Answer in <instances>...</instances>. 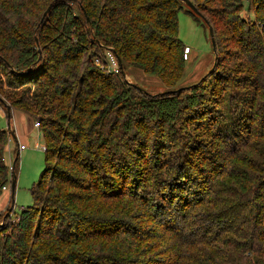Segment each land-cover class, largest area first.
Returning a JSON list of instances; mask_svg holds the SVG:
<instances>
[{
  "label": "trees",
  "instance_id": "obj_1",
  "mask_svg": "<svg viewBox=\"0 0 264 264\" xmlns=\"http://www.w3.org/2000/svg\"><path fill=\"white\" fill-rule=\"evenodd\" d=\"M192 1L214 29L218 57L210 75L215 73L226 85L256 88L257 82L250 81L264 75V0H250L255 18L245 10L246 0ZM185 6L182 0H0V104L7 116L5 106L10 107L11 119L14 106L37 117L46 142V166L31 189L34 204L19 212L15 224L19 232L10 227L14 233L0 236V264H17L19 256L26 259L28 243L45 235L54 246L62 239L67 241L70 235L66 238L57 228L58 219L74 228L73 236L84 242L90 241V233H105L95 217H89L90 199L96 195L109 206L125 198L133 204L142 202L151 210L148 195L140 192V185L148 180L145 171L140 176L135 170L129 181L125 166L129 158L137 156L127 142L119 140L120 131L130 134L137 126H154L168 132L189 109L200 114L206 103L203 82L152 95L128 82L122 71H109L107 51L115 50L125 70L138 68L158 77L163 85L175 87L187 61L183 58L186 44L179 37V13ZM187 12L200 18L190 8ZM96 59L101 64L94 62ZM236 61L250 66L244 65L250 74L247 80L229 74L234 68L227 65ZM84 62L88 66L82 72ZM31 86L38 89L31 93ZM258 94L234 98L242 104L241 110L230 116L231 130L240 133L243 128L242 132L261 140L241 137V144L247 142L238 153L233 175L227 168L235 163L228 151L230 141L216 136L222 153L218 157L223 163L220 173L228 176L230 183L212 176L197 177L193 171L173 166L169 182L159 185L167 192L162 193L166 204L156 211L163 224L151 215L153 222L157 221L151 235L159 238L156 256L147 246L143 252L139 244L125 243L123 236L139 242L144 238L139 230L118 229L126 219L139 218L128 210L121 215L120 226L109 224L110 230L106 229L112 243L104 255H84L77 248L63 255L32 252L29 264H264V110ZM46 108L55 116H38ZM258 118L261 127L257 129L253 121ZM8 143L9 132L0 127V195L11 179L6 161ZM200 144L193 150L201 151ZM54 155L59 160L56 166L50 164ZM18 160L19 154L15 171ZM39 200L44 201L41 206ZM75 211L85 216L79 217ZM74 215L79 222H72L78 221L71 220ZM36 220L44 226L43 235L32 234ZM4 230L0 228L1 233Z\"/></svg>",
  "mask_w": 264,
  "mask_h": 264
},
{
  "label": "rangeland",
  "instance_id": "obj_2",
  "mask_svg": "<svg viewBox=\"0 0 264 264\" xmlns=\"http://www.w3.org/2000/svg\"><path fill=\"white\" fill-rule=\"evenodd\" d=\"M249 2V3H248ZM189 7L186 5L185 9L179 13V37L180 39L191 48L190 58L185 61V70L183 75L175 87H167L161 83L158 77L146 74L142 70L135 67L126 68V80L130 83L135 84L136 86L141 87L146 92L152 95L162 94L170 90H184L193 85L200 84L203 82V92L204 101L206 102L204 107H201L202 112L200 114L189 109L186 111L183 119L178 121L171 130L167 132V129H164L162 132L157 127H152L151 129H143L141 127H136V129L130 134L126 133L124 130H121L120 135L122 138V143L127 142L133 150V156H137V159L131 160L128 162L126 169L129 175V181L132 179L133 173L140 171H145V174L148 176V180H144L140 185V192H144L148 195L150 203L152 204L151 210L147 206L143 205L142 202L138 204H133L130 200L127 199H117L112 201L110 206L107 205L103 198L99 195H96L94 199H90V214L89 217H95V221L101 224L100 231L105 233L93 234L90 233V241L84 242L81 237H74L73 232L76 233L75 229H69L66 222H61V219L56 221L57 228H60L66 238L70 235V238L65 241H57L55 246H59L60 250L63 249V253L60 250H57L50 236L45 235L43 239L32 240L28 243L26 249V259L19 256V261L17 264H29L28 255L32 252L39 253L38 255L44 256L43 252L54 253L57 255H63L66 252L71 251L72 249H78L84 255L91 256L95 254L96 256L104 255L107 253L111 246V240H107L106 234L110 230L111 225L109 224H118L120 226L118 229H129L140 232L144 237L140 242V239H134L133 237L119 236L116 239L126 238L125 243L132 242V244H139V248L145 250L147 246L153 256H156L158 253V244L159 238H152V228L155 226L157 221L153 222L152 216L156 217L159 221V224H163L161 220V213H156L160 206L165 205V197L162 193L167 192L166 187H162L168 181L169 173L173 172V166L179 168L181 166L184 171H193L194 175L199 177V175L212 176L218 181L229 182L228 176L226 177L222 171L223 163L218 161L221 151L218 149L217 141L220 138L227 137L229 140L228 151L230 153V159L235 161L233 166H228L229 171L232 172L234 167L236 168V160H238V153L242 151L245 147L240 143L241 137H246L249 141L254 142L255 139L261 140L260 137H254L251 133L242 132V129L239 130L240 133L231 130L228 122L230 121V116L236 115L240 110V105L238 103L236 96H246L250 93L259 92L257 98L259 103L262 105L264 110V75L254 76L250 82L256 81L257 87L253 88L252 85H241L238 86L235 84H228L224 81L218 80L215 73L210 75L216 64L218 53L214 51L213 44L211 41L210 30L208 24L203 19H196L193 15L187 12ZM245 10L252 18H255L254 6L250 0L245 1ZM234 48V46H232ZM225 50V48L223 49ZM89 58L88 55L84 58ZM83 60V61H84ZM96 59L94 62H97ZM241 62V63H240ZM246 65L244 61H236L235 65H227V68H234L233 71L229 72L230 75L236 76V78L244 77L247 80L250 77V74L246 71ZM85 66L81 65V70L83 72ZM210 75V76H209ZM256 75V73H254ZM246 83V81H243ZM27 88V87H24ZM31 93H34L36 87L31 86ZM104 92H111L105 90ZM202 92V93H203ZM97 98V96H95ZM101 99V98H100ZM102 102V101H101ZM100 102V103H101ZM105 104V103H104ZM104 104H101L103 106ZM51 106V105H49ZM52 109L46 108L42 115L38 116H51L54 117L55 113L51 112ZM12 115L14 116L13 120L11 119V128H9L7 113L4 108V112L0 113V127L6 129L9 132V139L11 142L8 143L6 150V160L9 163L11 179L8 186V193L11 194L10 201L7 199V194L3 190L0 195V228H5L0 236L4 234H11L19 232L15 228V224L18 221L19 212L23 208H27L34 204V197L32 194L33 185L39 180L41 172L46 166V154L45 149L37 148V144L42 147H46V142L42 127L36 128L34 125L37 122V117L28 115L20 107L14 106L12 109ZM259 118L253 121V127L259 128ZM249 122V121H246ZM16 132L15 137H13L12 130ZM67 131L69 129L67 128ZM260 132V131H259ZM258 132V133H259ZM235 136V137H234ZM236 138V140H235ZM198 141V142H197ZM204 143V147L200 144ZM212 142V144H211ZM199 143L202 146L201 151L193 150V146ZM215 143V144H214ZM26 145V149L20 152L19 160L16 163V190L14 194V200L12 199L11 192V180H12V169L14 161L17 155V150L20 145ZM216 149V151H214ZM238 150V151H237ZM15 151V154L12 155ZM56 155L59 151L55 149ZM197 153V154H196ZM219 153V154H218ZM59 154V152H58ZM54 155L51 160V165H58L59 160L57 156ZM62 155V154H61ZM184 157V160L181 162L180 158ZM126 161V160H125ZM216 162V165H213ZM127 163V162H126ZM130 166H133L130 168ZM136 170V171H135ZM192 172V173H193ZM135 175V174H134ZM233 175V172H232ZM146 178V177H145ZM164 180V182H162ZM169 182V181H168ZM162 185V186H159ZM105 186V185H104ZM205 188V185L202 186ZM107 190H110V186H105ZM143 188V189H142ZM125 192L128 193L129 190L125 189ZM45 195V194H44ZM202 195H205V190L202 191ZM126 197V196H125ZM127 198V197H126ZM44 201H37L38 206H41ZM105 203V204H104ZM161 204V205H160ZM133 211V213L139 218L135 217L132 219H126L124 224L120 223L121 215L125 214V211ZM75 213L81 217L85 216L78 211ZM95 213V214H94ZM94 214V215H93ZM157 216L160 218H157ZM76 215L73 216L71 220L78 219ZM124 218V217H123ZM94 219V218H93ZM41 220V219H40ZM130 220V221H129ZM39 221V219H38ZM37 222L36 227L33 228L32 234L43 235L44 226H41L40 222ZM71 221L68 222V224ZM130 223H133L130 224ZM13 227V229H10ZM41 227V229H40ZM108 229V230H106ZM66 234V235H65ZM72 234V235H71ZM64 238V237H62ZM60 240L61 238H57ZM110 243V244H109ZM116 249L124 250L117 246ZM136 253L137 251H133ZM141 255V254H140ZM140 257V256H137Z\"/></svg>",
  "mask_w": 264,
  "mask_h": 264
},
{
  "label": "water",
  "instance_id": "obj_3",
  "mask_svg": "<svg viewBox=\"0 0 264 264\" xmlns=\"http://www.w3.org/2000/svg\"><path fill=\"white\" fill-rule=\"evenodd\" d=\"M189 8L190 10L196 14L197 16H199L201 19H203L206 24H208L209 26V30H210V36H211V41H212V44H213V48H214V51L216 52V39H215V34H214V29L213 27L209 24L208 20L206 19V17L201 13V11L197 8L196 4L192 1V0H182ZM52 4H50L48 6V8L46 9V11L44 12L42 18H41V21L39 23V26L43 23L45 17L47 16V14L49 13V11L51 10L52 8ZM108 49H111L114 53H115V50L112 49V48H108ZM117 56V59L119 61V64L121 66V69H122V75L126 78V71L124 69V65L122 63V60L121 58ZM139 87V86H137ZM141 90L145 91L144 89H142L141 87H139ZM177 91H180V89L178 90H170V91H167L165 93H170V92H177ZM7 108V112H8V124H9V128H11V114H10V107L9 106H5ZM12 130V129H11ZM13 136H15V133L14 131L12 130V133H11ZM16 181H17V176H16V173H15V161H14V165H13V171H12V180H11V192H12V199L14 200V194H15V190H16Z\"/></svg>",
  "mask_w": 264,
  "mask_h": 264
},
{
  "label": "built area",
  "instance_id": "obj_4",
  "mask_svg": "<svg viewBox=\"0 0 264 264\" xmlns=\"http://www.w3.org/2000/svg\"><path fill=\"white\" fill-rule=\"evenodd\" d=\"M190 53H191V48H190V46L186 45V47L184 49L183 58L185 60H188L190 58ZM97 63L101 64L100 61H97ZM106 67L109 71H112L115 73H121V71H122L121 66L119 64V61L111 49L107 51ZM1 112H4V107L0 104V113ZM34 126L39 128L40 123L37 121ZM26 147H27L26 145L22 144L19 146V149L24 150V149H26ZM37 148H42V149L44 148L46 150L45 146L42 147L39 144H37ZM11 169L13 170V166L11 167ZM7 189H8L7 185L3 187V190H7Z\"/></svg>",
  "mask_w": 264,
  "mask_h": 264
},
{
  "label": "crops",
  "instance_id": "obj_5",
  "mask_svg": "<svg viewBox=\"0 0 264 264\" xmlns=\"http://www.w3.org/2000/svg\"><path fill=\"white\" fill-rule=\"evenodd\" d=\"M13 118H14V116H13ZM13 118H12V120H13ZM37 128V127H36ZM14 133H15V135H16V132L14 131ZM13 137H15V136H13ZM16 138V137H15ZM9 142H11V138L9 139ZM25 150V149H24ZM24 150H20L19 148H18V152H17V154H19L20 155V152L21 151H24ZM11 154L12 155H14L15 154V151H13V153L11 152ZM7 161V160H6ZM8 163V162H7ZM9 164V163H8ZM6 193H8L9 191H8V189L5 191ZM10 197H11V194H7V199H8V201H10Z\"/></svg>",
  "mask_w": 264,
  "mask_h": 264
}]
</instances>
